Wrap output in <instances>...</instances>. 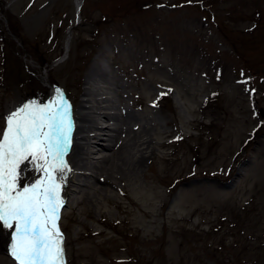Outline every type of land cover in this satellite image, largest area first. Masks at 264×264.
<instances>
[{
    "label": "rangeland",
    "instance_id": "obj_1",
    "mask_svg": "<svg viewBox=\"0 0 264 264\" xmlns=\"http://www.w3.org/2000/svg\"><path fill=\"white\" fill-rule=\"evenodd\" d=\"M86 80L164 146L130 187L147 214L108 187L102 212L69 208L63 187L65 264H264V0H83L78 18L74 0H0V111L59 87L76 115Z\"/></svg>",
    "mask_w": 264,
    "mask_h": 264
},
{
    "label": "snow or ice",
    "instance_id": "obj_2",
    "mask_svg": "<svg viewBox=\"0 0 264 264\" xmlns=\"http://www.w3.org/2000/svg\"><path fill=\"white\" fill-rule=\"evenodd\" d=\"M54 91L47 103L31 100L11 111L0 133V227L12 230L16 264H65L59 220L74 122L65 93ZM25 167L37 174L27 184Z\"/></svg>",
    "mask_w": 264,
    "mask_h": 264
},
{
    "label": "bare ground",
    "instance_id": "obj_3",
    "mask_svg": "<svg viewBox=\"0 0 264 264\" xmlns=\"http://www.w3.org/2000/svg\"><path fill=\"white\" fill-rule=\"evenodd\" d=\"M74 5L76 12L78 7L81 8L82 0H74ZM70 43L69 36L65 41L68 49ZM13 70H10V74L7 73L6 80L7 76L8 79L11 76L10 85L15 83L16 86L18 79L14 81ZM88 79L91 80V76H88ZM43 82H46L44 78ZM93 83L95 82L85 81L87 87L83 89L82 96L86 99L81 98L79 106L82 108L84 106V111H79L76 115L72 114L74 128L70 149L65 157L71 168V172L68 173L70 181L64 185L69 190L65 200L66 205L70 208L71 205L77 206L78 203L85 202L86 206H89L88 211L95 207V211L100 213L103 202H117L114 194L105 191L108 187L126 196L132 204L141 207L140 203L131 196L130 187L139 174L144 175L147 164L162 155L158 146H164V143L159 145V141L157 142L152 136L145 117L138 116L125 106L121 108L115 104L114 99L106 94L108 88L112 90L110 85L107 87L103 82L95 85ZM91 90L93 93L90 92ZM98 94L101 96L97 97ZM140 98L145 102L144 97L140 96ZM83 102L87 105H83ZM153 102L149 100L145 103L153 104ZM18 106L20 104L14 101L12 104H6L0 111V133L5 128V117ZM118 108L123 111L122 114L117 112ZM122 116L125 117V123L120 120ZM161 134L169 135L166 131H161ZM78 194L81 195V200L73 196ZM116 205L120 208V205ZM141 209L145 214L148 213L144 208Z\"/></svg>",
    "mask_w": 264,
    "mask_h": 264
}]
</instances>
